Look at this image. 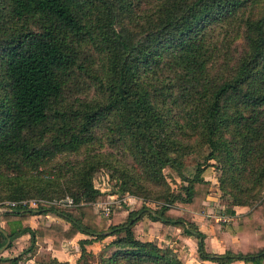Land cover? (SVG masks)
Wrapping results in <instances>:
<instances>
[{
	"label": "trees",
	"instance_id": "obj_1",
	"mask_svg": "<svg viewBox=\"0 0 264 264\" xmlns=\"http://www.w3.org/2000/svg\"><path fill=\"white\" fill-rule=\"evenodd\" d=\"M262 1L0 0V200L69 194L74 202L1 211L0 247L3 230L10 242L0 264H19L42 241L63 249L78 233L89 236L79 240L82 254L85 244L113 235L98 249V264H187L186 251L178 256L139 236L144 216L195 235L201 258L264 264ZM220 33L241 38L238 55L221 53ZM98 130L128 159L97 150ZM204 146L203 161L191 155ZM80 150L79 160L51 163ZM207 158L216 160L228 199L221 212L249 206L214 223L221 253L206 251L204 233L182 216L205 207ZM101 166L117 172L110 193L136 196L135 208L98 211L103 191L92 178ZM166 166L185 180L179 191L166 180ZM46 212L58 219L31 226L32 214ZM40 264L68 261L49 256Z\"/></svg>",
	"mask_w": 264,
	"mask_h": 264
},
{
	"label": "rangeland",
	"instance_id": "obj_2",
	"mask_svg": "<svg viewBox=\"0 0 264 264\" xmlns=\"http://www.w3.org/2000/svg\"><path fill=\"white\" fill-rule=\"evenodd\" d=\"M264 4V0L262 1ZM128 23V22H127ZM130 26L132 25V23H128ZM226 37V36H225ZM217 38V42L218 45L221 49V53L224 55L225 52H227L228 56H236L240 53L242 47H243V41L241 40V38H236L233 36L230 37H226L225 39L222 37V34H218L216 36ZM224 63V62H223ZM219 66V65H218ZM97 136L100 137V135H102V137H100V139L103 140V145L97 144L96 143V149L100 150L102 152H112L113 154L118 155V157L121 158H125L126 160L128 158H126V156H124L122 154V147L119 144L117 146V144H113L105 135V133H103L102 131L98 130L96 131ZM209 151L208 146H204L202 148H199L197 151H194L191 153L192 156L196 157L197 159H199L200 161H203L204 157L207 155ZM83 157V150H80L79 152H70V153H61L56 155V157L53 159L54 161H52L51 163H58L59 161H62L64 159L67 160H71V161H76L79 160ZM188 160H189V156L186 155L184 157V161H185V167H184V173L189 175L192 173L193 168L188 164ZM205 168L202 172V175L205 179L210 180V186H209V193L207 194L206 199L204 200V204L205 207L204 209L201 211V213H222V211H224V209L227 206V198H224L223 196H221L222 190L220 189L219 186V181H218V177L220 174L219 169L216 167L217 162L214 158H207L206 162L204 163ZM164 175L166 180L168 181L171 189L173 191H179L181 189V186L185 183V180L182 179V177L176 172V170L172 169L169 166H166L163 169ZM117 172H115V174H112V169L109 166H101L98 169L95 170L94 174H93V183L96 187H98L99 189H101L103 191V195L101 200H107L109 201V196L107 195L108 193H110L112 190L117 189V184L118 180L116 178ZM262 195L264 196V188L262 189ZM126 194H130V193H125L123 195H119L117 194V201H114L111 203L112 207H120L121 205L129 207V208H135L136 207V199H134L132 197L133 201L130 204H126L124 199H127ZM50 195V194H49ZM132 195V194H130ZM63 195H57V194H53L51 196H32V197H28L25 198L26 200H28V202L32 203V205H36V203H42V204H48V205H57L55 203V201L62 197ZM12 199H2L0 200V207H4L6 206V202L10 201ZM149 206L151 207H157L155 202L148 200L146 202ZM158 203H160V201H158ZM220 210V211H219ZM1 212V211H0ZM224 213V212H223ZM49 216L48 217H42L45 220L51 221L54 219H58L57 215L55 213H48ZM144 218H149L148 216H144L141 220H144ZM138 221L136 223V227L138 229V234L139 236H142L144 238H148L149 236L152 237V235L154 234V231L159 229L158 224H150L149 228L151 230V232H147V233H143L146 232L148 230V224H147V220L144 222L142 221ZM33 222H35V218H33ZM3 225L4 222H3ZM154 225V226H153ZM143 227V228H142ZM26 236H21L19 237L16 241L18 242V248H22L23 245V240L25 239ZM113 238V235L109 236L106 238L105 241H109L110 238ZM102 241V240H101ZM100 243L98 241L92 243V245L87 246L86 248V253L82 254L81 251V247H79L78 251H77V257L72 259L71 263L68 262V264H83L84 260L86 259L87 261H89L91 264H98L99 262V258L97 255V251L98 249L104 245L106 242L102 241ZM67 250L70 248L68 247V245H66ZM176 242L174 241V237L172 239L167 240V242H162V248H168L169 250L173 251L174 253H177L178 256H180L183 251V248H180V250L176 249ZM41 254H39L38 257H36V259H38L39 261L42 258H47L50 256V254L48 252H46L45 250L41 249ZM4 253H6L4 251ZM29 261V262H28ZM26 262H28L29 264H34V262L30 259H27Z\"/></svg>",
	"mask_w": 264,
	"mask_h": 264
},
{
	"label": "crops",
	"instance_id": "obj_3",
	"mask_svg": "<svg viewBox=\"0 0 264 264\" xmlns=\"http://www.w3.org/2000/svg\"><path fill=\"white\" fill-rule=\"evenodd\" d=\"M109 196V194H107ZM235 212L234 215L239 217L243 212L247 211L249 209V206L246 205H235L234 206ZM220 211V210H219ZM232 214L228 213H201V212H195V211H190L187 209L182 210V216L194 223L203 233H204V246L205 250L208 252H213V253H221L224 251V243L217 237L215 229H214V223L218 221L220 218L225 217L226 220H222L223 222H227L233 218ZM42 217H45V213L43 214H32L30 217V224L31 226H35L38 222H49L48 220L43 219ZM33 218H35V222H33ZM141 220V219H140ZM139 220V221H140ZM147 220L148 224V230L143 233H149L151 232L149 226L150 224H158L159 229L154 231V234L152 237L144 238L140 236L143 239H149L155 241L159 246H162V242H167V240L172 239L174 237V241L176 242L177 240H182L183 245L181 247H176V249L180 250V248H183L182 251H186V256H185V261L187 264H216V262L212 259L208 258H201L198 253V238L195 235H189L185 236L183 235V227L181 225H171V224H165L160 220H154V219H149V218H144V220H141L142 222L145 223ZM3 225V221L1 222ZM154 226V225H153ZM143 228V227H142ZM26 236L27 234L22 235ZM111 235H107L104 238L100 240H94L90 243L85 244V247L92 245V243L98 241H105L107 237ZM89 238L88 235L83 234V233H78L75 238H73L70 241H67L64 245L63 249H53L51 247V244L49 241H42L39 243L36 252L34 254H27L23 257L22 260L19 261V264H29L26 262L27 259H31L34 264H40V261L36 259V257L41 254V249L45 250L50 254V256H56L59 260L62 261H68L72 262L71 260L76 258L77 251L80 247L79 240L80 239H85ZM235 238V236H233ZM112 239V237L109 239V241ZM101 241V242H102ZM70 247L67 250V246ZM264 261V259H263ZM226 264H244L242 260H234Z\"/></svg>",
	"mask_w": 264,
	"mask_h": 264
},
{
	"label": "built area",
	"instance_id": "obj_4",
	"mask_svg": "<svg viewBox=\"0 0 264 264\" xmlns=\"http://www.w3.org/2000/svg\"><path fill=\"white\" fill-rule=\"evenodd\" d=\"M108 194H109V198H110L109 201L100 200V201L97 202L98 211L101 214L105 215V216L109 215V213L111 211V208H112L111 203L114 202V201H117L116 200L117 199V195L116 194H114V193H108ZM126 196H127V199L123 198L126 204H130V203L133 202V201H131L132 197L137 200V197L134 196V195L126 194ZM55 203L59 207H62V206L67 207V206H71V205L74 204L73 198L69 194H64L62 197L58 198L55 201ZM16 204L27 205L28 207H36L38 205V203H36V205H32V203L28 202V200H26V199H21V200H18V201L10 200V201L6 202V206L0 207V211L11 210V209H13V207H15ZM48 213H51V212H46L45 213V217L49 216ZM39 214H42V213H39ZM221 219L222 220H226L225 217H222L219 220H221ZM54 220H56V219H54Z\"/></svg>",
	"mask_w": 264,
	"mask_h": 264
},
{
	"label": "water",
	"instance_id": "obj_5",
	"mask_svg": "<svg viewBox=\"0 0 264 264\" xmlns=\"http://www.w3.org/2000/svg\"><path fill=\"white\" fill-rule=\"evenodd\" d=\"M3 233L6 235V242L0 247V252H2L8 245V243L10 242V237L8 236V233L6 230H3Z\"/></svg>",
	"mask_w": 264,
	"mask_h": 264
}]
</instances>
